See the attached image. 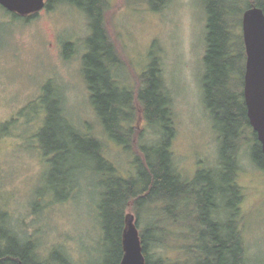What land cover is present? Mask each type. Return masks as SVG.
I'll use <instances>...</instances> for the list:
<instances>
[{
  "label": "rangeland",
  "instance_id": "374dc122",
  "mask_svg": "<svg viewBox=\"0 0 264 264\" xmlns=\"http://www.w3.org/2000/svg\"><path fill=\"white\" fill-rule=\"evenodd\" d=\"M106 1L104 23L122 57L116 67L119 85L136 90L140 74L156 62L171 97L175 166L184 177H193L202 167H215L220 135L206 107L202 84L205 1L167 0L160 10H153L149 0ZM43 9L26 19L0 5V233L10 226L18 239L32 242L35 259L41 262L65 264L60 259L67 256L75 264H107L109 247L100 241L97 210L111 176L93 171L98 162L52 166L39 148L49 147L45 121L57 90L72 125L104 143L116 175L135 172L132 156L104 130L91 101L83 57L95 20L69 0ZM240 29L243 34L242 25ZM242 68L240 64L234 78H242ZM136 123L146 142L160 137L157 127L141 115ZM139 137L138 133L136 143ZM75 166L83 170L76 173ZM52 169L56 171L50 174ZM237 182L243 190L238 219L248 254L253 264H264V168L251 159L249 143L240 153ZM184 208L179 205L170 216L178 224L164 223L175 235L168 241L170 248L161 245L160 254L184 255L177 246L190 243V231L199 228L191 215L182 212ZM231 212L225 208L223 219L228 220ZM153 219L150 212L136 216L140 234ZM182 232L186 238L176 236Z\"/></svg>",
  "mask_w": 264,
  "mask_h": 264
},
{
  "label": "trees",
  "instance_id": "16d2710c",
  "mask_svg": "<svg viewBox=\"0 0 264 264\" xmlns=\"http://www.w3.org/2000/svg\"><path fill=\"white\" fill-rule=\"evenodd\" d=\"M57 1L68 0H48V7ZM70 1L95 20L94 35L88 39V51L83 57L91 101L110 138L131 154L135 172L125 177L116 175L117 169L107 158L104 143L72 125L58 93L48 107L45 121L49 147L39 148L43 149L47 162L52 166L98 162L99 167L93 171L111 176L100 194L97 210L100 241L109 247L106 263H121L126 215L134 213L141 218L150 212L154 219L145 227V233H141L147 264H253L238 219L243 190L237 176L245 143L250 145L253 162L262 168L264 153L250 123L244 99L246 49L240 27L244 11L252 6L264 10V0H204L208 21L202 84L206 107L219 131L220 146L216 166L202 167L193 177H184L175 166L171 150L174 132L171 97L165 89L159 65L153 62L140 74L136 90L119 85L116 67L122 63V57L104 23L108 2ZM160 1L149 0L153 10L162 9L167 0ZM14 15L19 17L16 13ZM70 48L71 44L67 43L66 49ZM240 64L243 65L242 78L238 80L234 75ZM139 115L160 131L156 141H145L136 123ZM138 133L141 137L136 143L134 139ZM38 136L42 137L41 134ZM79 167L75 166L73 170L80 173L83 167ZM54 171L52 169L50 174ZM48 179L49 183L53 180ZM181 204L185 207L182 212L191 215L199 228L190 231V243L183 242L177 246L184 255L171 257L160 254L161 245L170 248L168 241L175 235L164 223L168 220L178 224V220H171L170 216L178 211ZM225 208L232 211L228 220L222 217ZM176 236L186 238L184 232ZM31 244L29 240L20 241L9 226V230L0 233V258L10 255V264H55L51 259L44 262L34 260ZM183 257L187 260L184 261ZM60 260L65 264H75L67 256Z\"/></svg>",
  "mask_w": 264,
  "mask_h": 264
},
{
  "label": "water",
  "instance_id": "95a60500",
  "mask_svg": "<svg viewBox=\"0 0 264 264\" xmlns=\"http://www.w3.org/2000/svg\"><path fill=\"white\" fill-rule=\"evenodd\" d=\"M46 4L47 0H0L1 6L20 16L36 14ZM242 29L246 49L244 99L250 123L264 153V10L258 6L247 8L243 13ZM123 250L120 264H147L134 213L126 215Z\"/></svg>",
  "mask_w": 264,
  "mask_h": 264
},
{
  "label": "flooded vegetation",
  "instance_id": "af4514ba",
  "mask_svg": "<svg viewBox=\"0 0 264 264\" xmlns=\"http://www.w3.org/2000/svg\"><path fill=\"white\" fill-rule=\"evenodd\" d=\"M47 3H48V0H47ZM48 7V5L46 4V6H45V8L44 9H46ZM43 9V10H44ZM12 13V12H11ZM13 15H14V13H12ZM38 13H36V14H32V15H28V16H20L19 15V17H24V18H26V19H30V18H32V17H35L36 15H37ZM70 44H72L71 42H69ZM67 45V44H66ZM57 89H58V87H57ZM57 93L61 96V93L60 92H58V90H57ZM10 257V255H4V256H2L1 258H0V262L2 261V263L5 261V263H3V264H10L9 263V258ZM37 261H39V260H37Z\"/></svg>",
  "mask_w": 264,
  "mask_h": 264
},
{
  "label": "bare ground",
  "instance_id": "6f19581e",
  "mask_svg": "<svg viewBox=\"0 0 264 264\" xmlns=\"http://www.w3.org/2000/svg\"><path fill=\"white\" fill-rule=\"evenodd\" d=\"M197 225H199V224L197 223ZM22 239L27 240V239H25V238H22ZM20 241H22V240H20ZM20 243H21V242H20ZM23 244H24V243H23ZM25 244H26V243H25ZM30 251H31V257H32L34 260H36V259H35V252H34L33 244H31Z\"/></svg>",
  "mask_w": 264,
  "mask_h": 264
}]
</instances>
